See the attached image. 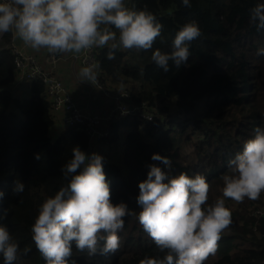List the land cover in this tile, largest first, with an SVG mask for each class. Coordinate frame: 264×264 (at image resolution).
Masks as SVG:
<instances>
[{
    "label": "trees",
    "instance_id": "16d2710c",
    "mask_svg": "<svg viewBox=\"0 0 264 264\" xmlns=\"http://www.w3.org/2000/svg\"><path fill=\"white\" fill-rule=\"evenodd\" d=\"M190 2L185 8L181 0H125L130 9L152 12L163 25L161 36L148 51L117 50L114 60L106 58L107 47L96 52L101 82L114 88L128 84L129 103L145 102L157 110L172 105L170 116L153 115L152 121L136 116L111 120V134L92 151L103 157L112 203L123 202L137 213L139 183L147 179L152 164L170 178L181 173L204 176L210 185L209 205L222 198L229 161L242 152L257 127L264 128V29L250 22L251 9L264 0ZM193 21L201 35L189 45L187 63L176 68L170 61L164 72L151 60L152 52L171 51L178 30ZM11 41V33L0 36V224L19 245L15 264H46L32 241L31 225L41 203L66 183L62 167L72 158L73 147L87 154L89 140L77 126L65 127L51 139L55 121L40 79L30 83L29 97L13 96ZM121 127L128 132L119 142ZM154 153L168 157L170 166L153 160ZM16 181L25 185L21 194L13 192ZM230 200L225 198L232 222L204 264H264V192L257 200ZM118 235L119 249L107 255L78 252L73 242L69 264H139L164 255L132 216L125 217Z\"/></svg>",
    "mask_w": 264,
    "mask_h": 264
},
{
    "label": "clouds",
    "instance_id": "9594fccd",
    "mask_svg": "<svg viewBox=\"0 0 264 264\" xmlns=\"http://www.w3.org/2000/svg\"><path fill=\"white\" fill-rule=\"evenodd\" d=\"M181 3L191 7L190 0ZM250 22L264 29V3L251 9ZM162 28L152 12L130 9L125 0H0V36L11 33L32 49L43 48L53 54L79 55L107 47L106 58L114 60L117 50L152 49ZM200 35L196 22L185 23L176 33L171 51L156 49L151 60L164 72L169 71L170 61L179 68L187 63L189 45ZM99 68L94 60L81 67L80 80L95 84ZM149 111L153 113L151 108ZM152 159L171 164L168 157L156 153ZM102 161L99 154L89 156L79 146L73 147L72 158L62 167L66 183L39 206L31 234L46 264H69L73 242L78 252L86 251L89 256L116 252L120 247L118 232L129 216L138 220L164 253L162 258L146 257L139 264H204L216 253L221 233L232 222L225 198L240 203L245 198L257 200L264 192V128L257 127L242 152L229 161V172L222 176V198L210 205V185L204 176L181 173L170 178L155 164L149 166L147 179L139 183L138 213L123 202L113 204ZM24 189V183L15 182L14 194ZM2 215L6 216L7 210ZM28 251L24 249L25 254ZM19 254L17 241L0 224L4 264H15Z\"/></svg>",
    "mask_w": 264,
    "mask_h": 264
},
{
    "label": "built area",
    "instance_id": "2783aa9c",
    "mask_svg": "<svg viewBox=\"0 0 264 264\" xmlns=\"http://www.w3.org/2000/svg\"><path fill=\"white\" fill-rule=\"evenodd\" d=\"M10 46L14 55L13 62L16 77L27 83L40 79L44 84L51 111L55 113L62 112V123L64 126H77L85 129L89 140V153L86 155L90 156L98 142L111 134L109 130V122L111 120L115 121L127 115L138 116L147 120L152 119L149 111L150 107H148L147 103L131 104L127 98H123L125 102L119 103L118 99L120 97H113L114 104L102 117L97 116L92 111L81 108L64 85V82L55 74L54 67L61 60L60 54L49 53L44 60L45 64L48 65L45 67L33 55L23 53L12 41ZM96 52L97 48H93L90 52H82L79 56L81 66L84 67L93 60L96 61ZM100 83L101 78L98 74L95 84ZM120 96L123 95L120 93Z\"/></svg>",
    "mask_w": 264,
    "mask_h": 264
},
{
    "label": "crops",
    "instance_id": "0c3cea01",
    "mask_svg": "<svg viewBox=\"0 0 264 264\" xmlns=\"http://www.w3.org/2000/svg\"><path fill=\"white\" fill-rule=\"evenodd\" d=\"M12 42L18 46V48L26 54L33 55L36 57L39 62L44 64L45 67L48 65L45 64V57L49 54L47 49H40L39 51L32 49L29 46H26L21 40L17 39L12 34ZM98 49V48H97ZM61 55V60L59 64L54 67L55 74L64 82V85L68 91L72 94L77 104L87 110L92 111L97 116L102 117L108 109L114 104V98L111 96V93H116L121 91L120 86H111L110 84H105L101 82L100 84H92L91 82L81 81L79 78V70L82 67L79 61V55L73 53H56ZM44 68V67H43ZM30 83L21 81L19 78L14 77L13 82L11 83L10 89L14 97L22 94L26 96L31 94ZM99 89V91L96 90ZM14 90V92H13ZM95 92L102 97H95ZM105 97V101H104ZM18 98V97H17ZM23 99V98H22ZM53 119L55 124L50 129L49 134L52 137H56L66 126L62 123V112H52ZM128 132L127 127H121L119 129V142L124 139V135ZM121 147V144H119ZM112 151L113 147H109Z\"/></svg>",
    "mask_w": 264,
    "mask_h": 264
},
{
    "label": "rangeland",
    "instance_id": "374dc122",
    "mask_svg": "<svg viewBox=\"0 0 264 264\" xmlns=\"http://www.w3.org/2000/svg\"><path fill=\"white\" fill-rule=\"evenodd\" d=\"M128 6V5H127ZM104 85H105V83H104ZM122 85H124V86H120V89H121V91H117L116 93H111V96L112 97H120L119 99H118V102L119 103H121V102H125L124 100H123V98H127V89L125 88V86L127 85V87H129L128 86V84H122ZM96 90L97 91H99L100 92V90L99 89H97L96 88ZM13 92H14V90H13ZM20 93V92H19ZM18 93V96H16V97H18L19 99H22V98H27V97H29L30 95H26V96H22V94H19ZM120 93L123 95V96H120ZM128 94H129V91H128ZM95 97H97V96H99V97H102L101 95H99V93H97V92H95ZM106 99H105V97H104V101H105ZM151 106V105H150ZM152 108V112L153 113H151V117H152V119H153V115H158V116H165V117H168V116H170L169 114L170 113H172V111L170 112V110H172V105L171 104H168L167 105V107H166V109H164V110H161V109H159V110H157V108L155 107V106H152L151 107ZM155 112H157V113H155ZM168 114V115H167ZM152 119H151V121H152ZM56 137H52L51 136V139L52 140H54ZM114 158H116V156L114 155ZM230 201H232V200H230ZM232 206V205H231ZM262 213L264 214V210L262 211Z\"/></svg>",
    "mask_w": 264,
    "mask_h": 264
}]
</instances>
